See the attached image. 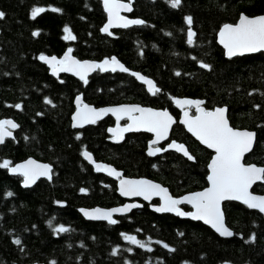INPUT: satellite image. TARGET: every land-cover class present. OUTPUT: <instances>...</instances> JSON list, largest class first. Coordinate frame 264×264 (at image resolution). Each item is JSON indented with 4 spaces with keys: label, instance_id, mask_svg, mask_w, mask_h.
<instances>
[{
    "label": "trees",
    "instance_id": "1",
    "mask_svg": "<svg viewBox=\"0 0 264 264\" xmlns=\"http://www.w3.org/2000/svg\"><path fill=\"white\" fill-rule=\"evenodd\" d=\"M34 7L47 10L32 19ZM53 7L61 11L52 12ZM0 12L5 14L0 19V120L19 125L13 138L0 146V162L14 164L31 157L52 169L49 182L39 180L21 189L20 178L0 168V264H264V216L235 203L222 208L225 224L234 233L229 239L199 223L156 215L147 205L116 218L112 226L84 221L77 209L110 208L123 201L115 194L114 182L93 173L83 161L82 151L127 178L159 183L173 197L206 186L211 154L178 125L172 127L171 138L186 147L193 163L173 153L148 158L146 136L140 134L127 136L117 146L108 143L109 118L81 131L69 126L79 94L95 108L137 103L171 111L173 98L202 100L205 109L225 107L232 128L255 133L244 162L264 168V54L226 60L215 43L219 28L234 24L240 14L262 15L264 0H181L178 8L170 7L168 0H133L130 17L145 23L112 31L110 37L99 33L105 18L97 0H0ZM187 16L196 33L192 46L187 43ZM65 26L75 40L63 39ZM34 31L40 34L33 36ZM68 48L77 60L115 57L128 70L151 79L161 92L149 97L133 78L117 72H95L87 84L65 75L54 79L38 57H59ZM201 62L210 68H201ZM46 97L55 107L44 103ZM252 192L263 194L264 187L257 184ZM50 220L53 227L63 225L70 231L54 233ZM122 233L151 241L152 251L130 244ZM15 239L21 244L13 243Z\"/></svg>",
    "mask_w": 264,
    "mask_h": 264
},
{
    "label": "snow or ice",
    "instance_id": "2",
    "mask_svg": "<svg viewBox=\"0 0 264 264\" xmlns=\"http://www.w3.org/2000/svg\"><path fill=\"white\" fill-rule=\"evenodd\" d=\"M168 2L172 8H178L181 4V0H168ZM103 5L107 13V23L101 31L110 36L112 35L109 31L110 28H128L131 25L145 23L143 20L127 19L121 15L122 11H132L130 6L131 0H128L127 3L122 2V0H103ZM46 10L43 7H34L31 11V18L35 19ZM50 10L52 12L61 11L55 7ZM4 15L3 12H0V19ZM184 19L188 25L187 43L189 46H192L196 35L191 27L193 20L191 16H187ZM63 32L65 33L63 36L64 40L76 39L69 27L65 26ZM39 34L38 31L32 33L33 36H38ZM166 35L171 34L166 33ZM218 42L224 47L225 54L229 58L244 55L245 53L264 51V16L249 18L241 15L238 23L234 25L224 24L219 30ZM72 51L71 48H68L64 56L59 59L56 56L48 57L44 54H41L38 59L49 66L53 76L61 72H71L73 75L78 76L80 80L84 81L85 84L88 83V74L96 70L101 72H115L117 70L121 72L129 71L115 57L105 59L100 63L82 62L71 55ZM199 66L205 69L210 68V65L203 62ZM130 74L146 84L148 92L153 96L161 92V89L152 80L147 79L139 73L132 72ZM175 75L179 76L181 73L176 72ZM44 103L52 104V101L46 97ZM76 103L77 111L72 117L73 128H80L85 124H95L104 115L111 113L116 117L117 126L116 128L108 129V131L113 134V138L116 141L123 139L125 132L141 130L152 132L155 135V139L149 144L147 153L149 156H155L157 153L174 149L176 152L182 153L188 160L194 159L183 144L176 143L175 141L170 143L167 148L155 147L160 141L168 138L169 129L174 123L172 117L166 110L157 111L140 106H122L98 110L82 104L79 96L76 98ZM174 103L183 111L184 118L180 123L184 124L188 132L196 137L202 145H205L215 152L211 162L208 164L209 174L207 181L209 186L203 191L195 192L181 198H174L166 188L159 184L143 179L131 180L123 178L121 173L111 166L95 162L92 154L87 150L82 151L81 155L89 164L94 165L95 171L106 172L109 176L116 177L119 180L120 195L126 197L142 196L145 200H150L153 196H158L161 203L155 208L156 212H173L180 217L187 216L192 220L203 221L205 224L210 225L220 236L231 237L234 233L226 227L224 213L221 210V203L223 201H240L249 209H258L261 213H264V196H256L249 191L256 181H264V168L255 165H246L242 162L245 154L252 150L254 133L232 128L226 118L225 108H215L211 111L206 110L202 107L204 104L202 100L176 99ZM52 106L55 107L54 104ZM15 107L19 109L21 105L17 104ZM191 108L195 109V115L189 114V109ZM38 115L41 114L38 113ZM124 118H127L129 123L121 127L119 122ZM18 127L19 125L10 119L0 120V144H4L6 138L12 137L13 133L11 130L17 129ZM79 138V135H77V139ZM11 164L12 162L9 160H3L0 162V168L8 169L11 173L22 176L23 186L25 188L35 184L41 177H46L49 180L52 179V169L47 164H39L31 159L25 163L17 164L14 167ZM80 191L86 192V189L82 188ZM7 195L12 196L13 193L9 192ZM182 204L191 205L193 211L185 212L181 210L179 205ZM137 207H140V205H125L111 210L96 208L91 211H81L89 220H105L108 224L115 225L118 221L113 219L114 213H127L132 208ZM48 223L50 227H53L51 220ZM69 231L70 229L63 225L53 227V232L56 234ZM121 235L130 244L146 249L149 252L152 251V248L148 246V243H151V241L145 243L138 240L134 235L124 233ZM179 235H183V233H179ZM13 243L20 245L21 241L15 239ZM155 243L161 244L162 242L156 241ZM162 246L168 249L169 252L175 251V249L170 248L167 244H162ZM128 251H131V249H128ZM111 255H117V249L114 248ZM52 264H55V262H52ZM126 264H128L127 261Z\"/></svg>",
    "mask_w": 264,
    "mask_h": 264
},
{
    "label": "water",
    "instance_id": "3",
    "mask_svg": "<svg viewBox=\"0 0 264 264\" xmlns=\"http://www.w3.org/2000/svg\"><path fill=\"white\" fill-rule=\"evenodd\" d=\"M97 1L99 2L100 7H101V10H102V12H103V14H104V17H105L104 23H103V25L101 26V28H100V30H99V33H100L101 35H103V36H108V37H109L110 35H108L107 33H104V32L101 31V29L103 28V26L107 23V13H106L105 10H104L103 0H97ZM122 2L127 3L128 0H127V1H122ZM132 2H133V0H131V4H132ZM130 6H131V5H130ZM131 8H132V6H131ZM131 13H132V11H130V12L122 11V12H121V15H123V16L126 17L127 19H133V18H129V15H131ZM241 15H243V14H240V15L238 16V18H237V20H236V22H235L234 24L238 23V21H239ZM259 16H264V13H263L262 15H259ZM259 16H256V17H259ZM249 18H255V17H249ZM234 24H233V25H234ZM140 25H141V24H140ZM140 25H131V26H129L128 28L136 27V26H140ZM222 26H223V25H222ZM222 26H221V27H222ZM221 27H220V28H221ZM128 28L113 27V28H110L109 31L112 32V31H117V30H125V29H128ZM220 28H219V30H220ZM219 30L217 31V33H216V35H215V43H216V45L221 49V51H222V53H223V57H224V59L229 60V59H233V58H235V57L250 56V55H255V54H258V53H263V54H264V51H261V52H255V53H245L244 55H237V56H233V57L229 58V57L225 54V49H224V47L218 42V33H219ZM67 50H68V49H67ZM67 50H65V51H64L59 57H57V58H58V59H59V58H62ZM71 55H72V53H71ZM72 56H73V55H72ZM48 57H51V56H48ZM73 57H74V56H73ZM74 58H75V57H74ZM111 58H112V57H110V58H104V59H102V60H100V61H92V60H79V61H82V62H83V61H88V62L100 63V62H102V61L105 60V59H111ZM75 59H76V58H75ZM38 62H39L40 64H42V65L47 69L48 74H49L52 78H54V79H57L59 75H66V76L72 77L73 79H75V80H77V81L84 82V81L80 80V78H79L78 76L73 75L71 72H61V73H59L58 75L53 76V75H52V72H51V69L49 68V66H48L47 64L43 63V62H42L41 60H39V59H38ZM95 72H98V73H101V74H103V73H114V72H112V71L101 72V71H99V70H96V71L90 72V73L88 74V77H90V76H91L92 74H94ZM115 72L123 73V74H126V75L131 76V77H132V78H133L138 84H140V85H142V86L144 87V89H145V91H146L147 94L152 95L151 93L148 92V90H147V85H146V84H144V83H143L142 81H140V80H137L136 77H134V76H132V75L130 74V73H132V71L129 70L128 72H121V71L117 70V71H115ZM140 75H141V74H140ZM142 76H143V75H142ZM88 77H87V78H88ZM147 79H149V78H147ZM150 80H151V79H150ZM78 96H79L80 99H81V96H80V95H78ZM78 96H76V97L74 98V100H73V107H74V110H73V112H72V114L70 115V118H69V126H70V129H72V130H81V129L87 127V126H91V125H93V124H85L83 127H80V128H73V127H72V124H73V119H72V117H73V115H74V114L76 113V111H77L76 98H77ZM176 99H186V98H174V99H172L173 106H174L178 111H180L179 118H178V120H177V124L183 128L184 132H185L186 134H188L189 137H190L191 139H193V141H195L200 147H202L203 149H205L206 151H208V152L211 154L210 159H209V161H208V163H207V166H206V171H207V175H206V178H205L206 186H205L202 190H199V191H203L206 187L209 186V185H208V181H207V176H208V174H209L208 164L211 162V159H212V157L215 155V152H214V150L207 148L205 145H202V144L196 139V137H194L190 132H188L186 126H185L184 124L180 123V121H181L184 117H183V111L181 110V108L177 107L176 104L174 103V100H176ZM191 100H192V99H191ZM81 102H82V104H86V103H84V102L82 101V99H81ZM86 105H87V104H86ZM88 106H90V105H88ZM122 106H139V105H136V104H117V105H111V106L98 107V108H96V109L99 110V109H102V108H115V107H122ZM90 107H93V106H90ZM140 107H141V106H140ZM202 107H203V106H202ZM93 108H95V107H93ZM144 108H147V107H144ZM221 108H225V107H221ZM192 109L194 110V115H195V109H194V108H192ZM214 109H215V108H213L212 110H214ZM225 109H226V108H225ZM153 110H155V109H153ZM157 111H161V110H157ZM209 111H211V110H209ZM225 115H226V118H227V109H226V113H225ZM106 117L111 118V119L113 120V122H114V123H113V126L108 127V128L106 129V131H105V133H106V135H107V137H108V138H107V141H108L109 143H111V144H120V143L123 141V139H124V137H125L126 135H129V134H135V133H144V134H147V135H149V136L151 137V139L147 142L146 150H145V155H146L147 157H149V158L154 157V156H149V155L147 154V153H148V148H149V144H150V142H151L153 139H155V135H154V133H152V132H146V131H143V130H141V131H133V132H125V133L123 134V139H121V140H119V141H116V140L113 138V134H112L111 132L108 131V129H110V128H116V126H117L116 117H115L114 115H112L111 113H108L107 115H104L101 119H99L97 122L103 120V119L106 118ZM172 119H173V118H172ZM2 120H5V119H2ZM123 120H125L126 123H125L124 125H120L121 127H124V126H126V125L129 123V121L127 120V118H124V119H122L121 121H123ZM121 121H120V122H121ZM173 121H174V119H173ZM97 122H96V123H97ZM174 123H175V121H174ZM174 123H173V124H174ZM173 124H172V126H173ZM229 125H230V124H229ZM172 126H171V127H172ZM234 129H235V128H234ZM170 130H171V128L169 129L168 136H169ZM236 130L249 131V130H245V129H236ZM11 131H12V130H11ZM249 132L254 133L253 131H249ZM12 133H13V132H12ZM12 138H13V136H12V137H8V138H6V139H12ZM6 139H5V140H6ZM166 140H167V139H166ZM164 141H165V140L160 141V143H159L158 145H160V144H161L162 142H164ZM172 142H173V141L169 142L164 148H167V146H168L170 143H172ZM254 143H255V133H254L253 147H254ZM1 145H2V144H0V146H1ZM155 147H156V146H155ZM253 147H252V149H253ZM251 151H252V150H251ZM251 151L245 154L244 159H245V158L251 153ZM166 152H173V153H175V154H177V155H179V156H181V157L187 159V157L183 156L182 153H180V152H176L174 149H169V150L166 151ZM162 153H164V152L157 153L155 156L160 155V154H162ZM81 157H82L83 161H84V162H85V163H86V164L92 169L93 173H95V174H99V175H101V176H103V177H105V178H107V179H109V180H111V181L114 182V185H115V194L118 196V198H119L120 200L123 201L122 204H120V205H118V206H115V207H110V208L93 207V208H79V209H77V213L80 215V217H81L84 221H87V222H99V223H106V224H108V222L105 221V220H89L88 218H86V217L83 215V212H82L81 210H88V211H91V210L96 209V208H100V209H102V210H111V209H113V208H119V207H123V206H125V205H131V204H137V205H140V207L132 208V209H131L129 212H127V213H123V214H120V213H114V214H113V219H116V218L124 217V216L128 215L131 211H134V210H136V209H140V208L142 207V205H147L149 211L153 212V213L156 214V215H171V216H173V217L178 218L179 220H185V221H189V222H192V223H199V224H201L202 226H204L205 228H207L208 230H210L214 235H216L217 237H219V238H221V239H229V238L232 237V236H231V237L220 236L219 233H217V232H216V231H215L210 225L205 224L203 221L192 220L190 217H187V216H185V217H180V216H177V215H176L175 213H173V212H156V211H155V208L158 207V206L160 205V203H161V200H160V198H159L158 196H153L150 200H145L142 196H131V197H126V196H122V195H120V192H119V180H118L116 177L109 176L106 172H97V171H95L94 165H93V164H89L86 160H84V158H83L82 155H81ZM29 159L34 160V161H36V162L39 163V164H46V163L39 162V161L35 160L34 158L29 157V158H26V159H24V160H22V161H20V162H17V163L11 164V166L14 167V166L17 165V164L25 163V162L28 161ZM244 159H243L242 162L245 164ZM93 160H94V159H93ZM187 160H188V159H187ZM188 161H189V162H193V160H188ZM95 162H96V161H95ZM97 163H102V162H97ZM102 164H104V165H106V166H110V165H108V164H106V163H102ZM47 165H48V164H47ZM246 165H254V164H246ZM49 166H50V165H49ZM255 166H256V165H255ZM50 167H51V166H50ZM111 167H112V166H111ZM257 167H260V166H257ZM112 168H113V167H112ZM5 171H6V174H7L8 176L19 177V178L21 179V181H20V188H21V189H30V188H32V187H33V186H34L39 180H44V181H47V182L50 181V180L47 179L46 177H41V178H39V179L36 181L35 184L31 185V186L28 187V188H25V187L23 186V177H22V176H20V175H18V174H13V173H11L10 171H8V169H5ZM118 172H120V171H118ZM120 173H121V175L123 176L122 172H120ZM123 178H125V179H131V180H141V179H143V180H148V179H145V178H127V177H124V176H123ZM148 181L153 182V183H156V182L151 181V180H148ZM156 184H159V183H156ZM257 184H260V185L264 186V181H256V182L252 185V187L249 189V191H250L253 195H256V196H264V194L259 195V194H254V193L252 192V188H253L255 185H257ZM159 185H160V184H159ZM161 186H162V185H161ZM162 187H163V186H162ZM164 188H165V187H164ZM166 189H167V188H166ZM199 191H195V192H199ZM195 192L186 193V194H183V195H181V196H179V197H174V198H181V197H184V196H186V195H189V194H192V193H195ZM169 194H170V193H169ZM153 201H156L157 204L152 205L151 202H153ZM225 203H235V204H238V205H240V206H243L244 208H246V209L249 210V211H253V212L258 213V214L261 215V216H264V213H261L258 209H249L246 205H244V204L241 203L240 201H223V202L221 203V210H222V211H223V209H222V208H223V205H224ZM179 207H180V208H181V207H186V208L189 209L188 211H185V212H191V211H193L191 205H189V204H182V205H179ZM181 210H182V209H181ZM224 218H225V217H224ZM108 225H110V224H108ZM225 225H226V224H225ZM111 226H112V225H111ZM226 227H227V226H226ZM229 230H230V229H229ZM230 231H231V230H230ZM237 238L240 239L241 237H240V236H237ZM251 241H252V239L250 240V242H251ZM223 264H227V263H223Z\"/></svg>",
    "mask_w": 264,
    "mask_h": 264
},
{
    "label": "flooded vegetation",
    "instance_id": "4",
    "mask_svg": "<svg viewBox=\"0 0 264 264\" xmlns=\"http://www.w3.org/2000/svg\"><path fill=\"white\" fill-rule=\"evenodd\" d=\"M122 1H127V0H122ZM131 6H132V4H131ZM132 14V13H131ZM131 15H129V18H131L130 17ZM105 18V17H104ZM110 37V36H109ZM115 73V72H114ZM118 73V72H117ZM103 74H105V73H103ZM123 74V73H122ZM126 75V74H125ZM66 76V75H65ZM129 76V75H128ZM131 77V76H130ZM89 78V77H88ZM88 78H87V80H88ZM132 78V77H131ZM134 80V79H133ZM135 81V80H134ZM80 82V81H79ZM136 82V81H135ZM81 83H84V82H81ZM137 83V82H136ZM138 84V83H137ZM139 86H141L142 87V89H143V91H144V93L147 95V96H149V97H155V96H153V95H149V94H147L146 93V91H145V89H144V87L142 86V85H140V84H138ZM159 94V93H158ZM157 94V95H158ZM80 95V94H79ZM156 95V96H157ZM78 96V95H77ZM81 96V95H80ZM81 99H82V97H81ZM174 99V98H173ZM83 101V100H82ZM84 102V101H83ZM84 103H86V102H84ZM87 104V103H86ZM129 104H136V105H139V106H141V107H147V108H151V109H155V110H161V111H167L168 113H169V115L174 119V121H175V123L173 124V126L174 125H178L177 124V120H178V118H179V114H180V111H178L174 106H173V103H172V100H170V105H171V111L170 110H168L167 108H162V109H156V108H152L151 106H147V105H143V104H137V103H129ZM87 105H89V104H87ZM90 106H92V105H90ZM111 106V105H110ZM203 106V105H202ZM102 107H104V106H102ZM204 107V106H203ZM206 110H212V109H206ZM189 114L190 115H194V110L191 108V109H189ZM106 118H109V117H106ZM105 119V118H104ZM110 120H111V125H109L108 127H111V126H113V120L111 119V118H109ZM102 121V120H101ZM100 122V121H99ZM98 123V122H97ZM126 123V121L125 120H123V121H121V122H119V124L120 125H124ZM96 124V123H95ZM95 124H93V125H91V126H94ZM172 126V127H173ZM179 126V125H178ZM87 127H89V126H87ZM172 127H171V129H172ZM181 127V126H180ZM86 128V127H85ZM182 128V127H181ZM84 129V128H83ZM107 129V128H106ZM82 130V129H81ZM81 130H76V131H81ZM182 130H183V128H182ZM106 131V130H105ZM13 132V131H12ZM183 132H184V130H183ZM185 133V132H184ZM137 134H140V135H143V136H146V141H145V148H146V145H147V142L151 139V137L149 136V135H147V134H144V133H135V134H129V135H126L125 137H124V139L127 137V136H131V135H137ZM186 134V133H185ZM105 135H106V133H105ZM188 137H189V135L188 134H186ZM107 135H106V141H107ZM124 139H123V141H124ZM193 140V139H192ZM122 141V142H123ZM171 141H175V140H173L172 138H171V130H170V133H169V136H168V138H167V140H165L164 142H162L160 145H156V147H160V148H164L169 142H171ZM108 142V141H107ZM121 142V143H122ZM176 142V141H175ZM193 142H195V141H193ZM109 143V142H108ZM120 143V144H121ZM176 143H178V142H176ZM196 143V142H195ZM111 144V143H110ZM120 144H112V145H120ZM180 144V143H179ZM197 144V143H196ZM198 145V144H197ZM199 146V145H198ZM186 148V147H185ZM202 148V147H201ZM146 150V149H145ZM165 153H173V152H164V153H162V154H160V155H157V156H154V157H151V158H156V157H159V156H161V155H163V154H165ZM173 154H175V153H173ZM175 155H177V154H175ZM179 156V155H178ZM181 157V156H180ZM149 158V157H148ZM181 158H183V157H181ZM183 159H185V158H183ZM186 161H188L187 159H185ZM189 162V161H188ZM190 163H193V162H190ZM108 165H110V164H108ZM111 166V165H110ZM124 176V175H123ZM125 177V176H124ZM111 181V180H110ZM113 182V181H112ZM264 187V186H263ZM264 194V193H263ZM171 195V194H170ZM260 195H262V194H260ZM173 197V196H172ZM151 204L152 205H155V204H157V202L156 201H153V202H151ZM181 209L183 210V211H188L189 209L188 208H186V207H181Z\"/></svg>",
    "mask_w": 264,
    "mask_h": 264
}]
</instances>
